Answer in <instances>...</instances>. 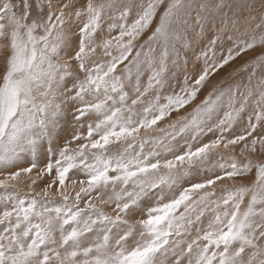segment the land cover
I'll use <instances>...</instances> for the list:
<instances>
[{"label":"snow or ice","instance_id":"snow-or-ice-1","mask_svg":"<svg viewBox=\"0 0 264 264\" xmlns=\"http://www.w3.org/2000/svg\"><path fill=\"white\" fill-rule=\"evenodd\" d=\"M257 48L264 0H0V264H264V54L179 115Z\"/></svg>","mask_w":264,"mask_h":264},{"label":"rangeland","instance_id":"rangeland-1","mask_svg":"<svg viewBox=\"0 0 264 264\" xmlns=\"http://www.w3.org/2000/svg\"><path fill=\"white\" fill-rule=\"evenodd\" d=\"M264 54V52L261 51V49L257 48L254 51H251L247 54L242 55V57L237 58L235 61L230 62L228 66H225L224 69L220 70L218 74L212 76L209 78V80L206 82V85L204 89L198 94V99L190 106H187L185 109H182L179 113L180 116H186L188 113L192 111V109L200 102L201 99H203L204 96H207L209 92H213L214 88H220V87H227L229 83H231L233 86L239 85L241 82L247 83L248 80V73L241 71L244 64L250 60H253L256 58L257 55ZM191 70V67H190ZM253 84H255V81H253ZM177 113H173L171 119H176ZM238 155V153H237ZM31 154H28V159L30 160ZM239 159H243L242 157H238ZM251 159L254 162H264V154L259 153V151L254 154ZM27 160L23 162L22 166H27ZM40 162L43 163V149L40 150ZM13 171L15 169H12ZM255 170L253 169V173L250 174L248 177H245L243 179L244 183H251L252 180L255 179L254 176ZM32 176H35V171L31 174ZM70 175H72L70 173ZM27 179V178H25ZM47 183V178L44 179H38L37 185L42 186L43 184ZM24 189V190H23ZM20 190L25 191L26 188L22 184L20 185ZM37 190H39V187H37ZM0 191H3V189H0ZM106 196L107 193H104ZM103 210L106 213L111 214V207L105 206ZM259 214V210H257V215Z\"/></svg>","mask_w":264,"mask_h":264},{"label":"bare ground","instance_id":"bare-ground-1","mask_svg":"<svg viewBox=\"0 0 264 264\" xmlns=\"http://www.w3.org/2000/svg\"><path fill=\"white\" fill-rule=\"evenodd\" d=\"M24 190V189H23Z\"/></svg>","mask_w":264,"mask_h":264}]
</instances>
